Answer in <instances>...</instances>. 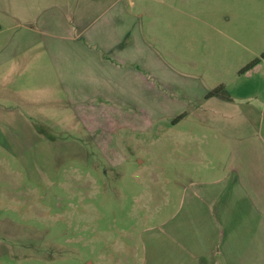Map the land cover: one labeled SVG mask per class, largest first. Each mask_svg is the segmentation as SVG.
Wrapping results in <instances>:
<instances>
[{
  "label": "rangeland",
  "instance_id": "rangeland-1",
  "mask_svg": "<svg viewBox=\"0 0 264 264\" xmlns=\"http://www.w3.org/2000/svg\"><path fill=\"white\" fill-rule=\"evenodd\" d=\"M120 5L141 16L161 60L148 71L159 92L137 85L115 128L111 94L98 97L106 119L88 95L79 121L71 103L86 97L68 93L52 56L1 62L15 31L0 32V264H151L153 235L182 224L197 190L228 180L236 154L257 146L264 168V0ZM14 110L27 123L2 124Z\"/></svg>",
  "mask_w": 264,
  "mask_h": 264
},
{
  "label": "crops",
  "instance_id": "crops-1",
  "mask_svg": "<svg viewBox=\"0 0 264 264\" xmlns=\"http://www.w3.org/2000/svg\"><path fill=\"white\" fill-rule=\"evenodd\" d=\"M79 1L17 0L20 5H1L0 32L15 31L1 51L5 54L1 62L18 61L25 53H30L32 60L40 51L50 54L68 93L78 99L86 97L84 102L71 103L79 121L87 124L88 95L96 96L91 99V109L101 111L95 120L106 119L105 98L98 97L111 94L115 104L110 108L115 114L109 117L115 128L125 115L117 111L135 103L132 93L137 85L145 95L159 92L148 71L150 60L161 59L142 33L141 16L121 6L120 0L101 9L89 7L87 0ZM1 90L5 94L4 88ZM0 108L8 111L2 104ZM15 113L2 124L27 123L28 114ZM259 138L262 147L264 136ZM261 150L252 146L251 154H236L239 161L229 170L228 180L197 190L186 205L190 206L182 224H166L167 229L153 235L161 245L159 252L150 248L151 264H264Z\"/></svg>",
  "mask_w": 264,
  "mask_h": 264
},
{
  "label": "trees",
  "instance_id": "trees-1",
  "mask_svg": "<svg viewBox=\"0 0 264 264\" xmlns=\"http://www.w3.org/2000/svg\"><path fill=\"white\" fill-rule=\"evenodd\" d=\"M262 57H264V53L262 55ZM259 61L258 60H254L252 61L250 64H248L242 71L243 72H246L248 71L250 68H252L255 64H257ZM222 89V87L214 90V91H211L210 93H208V95L206 96L207 98H210V97H213L215 94H217L220 90Z\"/></svg>",
  "mask_w": 264,
  "mask_h": 264
}]
</instances>
